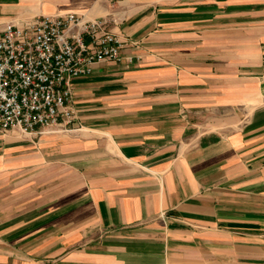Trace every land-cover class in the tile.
<instances>
[{
    "label": "crops",
    "instance_id": "0c3cea01",
    "mask_svg": "<svg viewBox=\"0 0 264 264\" xmlns=\"http://www.w3.org/2000/svg\"><path fill=\"white\" fill-rule=\"evenodd\" d=\"M68 13L121 60L65 131H0V264H264V0H0V28Z\"/></svg>",
    "mask_w": 264,
    "mask_h": 264
},
{
    "label": "built area",
    "instance_id": "2783aa9c",
    "mask_svg": "<svg viewBox=\"0 0 264 264\" xmlns=\"http://www.w3.org/2000/svg\"><path fill=\"white\" fill-rule=\"evenodd\" d=\"M123 42L104 18L43 15L0 28V131H65L76 121L73 85L103 61L121 60Z\"/></svg>",
    "mask_w": 264,
    "mask_h": 264
}]
</instances>
